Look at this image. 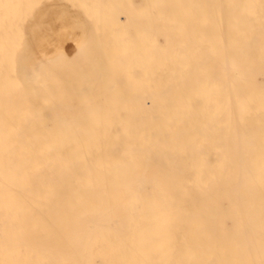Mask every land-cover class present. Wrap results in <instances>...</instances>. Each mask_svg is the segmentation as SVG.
Returning a JSON list of instances; mask_svg holds the SVG:
<instances>
[{
	"label": "bare ground",
	"instance_id": "6f19581e",
	"mask_svg": "<svg viewBox=\"0 0 264 264\" xmlns=\"http://www.w3.org/2000/svg\"><path fill=\"white\" fill-rule=\"evenodd\" d=\"M93 1L0 0V264H264V0Z\"/></svg>",
	"mask_w": 264,
	"mask_h": 264
},
{
	"label": "rangeland",
	"instance_id": "374dc122",
	"mask_svg": "<svg viewBox=\"0 0 264 264\" xmlns=\"http://www.w3.org/2000/svg\"><path fill=\"white\" fill-rule=\"evenodd\" d=\"M51 1H52V3H53V2H59V0H58V1L51 0ZM60 1L62 2V0H60ZM71 1H72V0L69 1V2H70L69 5L66 4V3H63V4H66V7L63 6V4L60 5V4H61L60 2H59L58 5L61 6V7H63L64 9L70 11V12H71V10L69 9V6H70L71 9H73V6H74V8H75L74 12H75V13H74V12H73V13L76 14L77 16H79V17L81 18V16L79 15L80 12L76 13V10H77V9H76V4H77V3L74 5ZM73 1H74V0H73ZM88 1H89V2H87L86 0H78V4L80 5V4L84 3V4L87 5V3H90V2L93 1V0H91V1L88 0ZM94 1L97 2V3H98V1H99V5H100V6L102 5V8H104L103 6H106V4H107L106 0H105V1H104V0H101V1H100V0H97V1L94 0ZM94 1H93V3H95ZM102 1H103L104 3H103ZM63 2H64V1H63ZM76 2H77V0H76ZM79 2H80V3H79ZM101 2H102L103 4H100ZM47 3H48V2H47ZM97 3H96V4H97ZM44 4H46V3L44 2ZM78 4H77V8H78ZM84 4H83V5H84ZM93 5H94V6H93ZM93 5H92V3H91L90 6H89V4H88V7L86 6V8L89 10V11L87 10L88 13H89V12H92L91 14H93V15H94V14L97 15L96 13H93V12H94V11L97 12V11L100 10L99 12H100L101 14H99V12H98V16H96V17H99V15H101L102 17H104V16L106 15V13H105V15L102 13V11H103L104 9H101L100 6H97L98 9H99V10H98V9L95 7L96 5H95V4H93ZM39 6H40V4L37 6V8H38ZM91 6H92V10L90 11L91 8L89 9V7H91ZM67 7H68V8H67ZM84 7H85V5H84ZM93 7H95L96 10H94ZM40 8H41V7H40ZM35 9H36V8H35ZM35 9H34L33 13H35L34 15H37V13H39L40 11L35 10ZM38 9H39V8H38ZM78 9H79V8H78ZM39 10H40V9H39ZM101 10H102V11H101ZM37 11H38V12H37ZM72 11H73V10H72ZM113 11L116 12L115 10H112V12H110V11H109V12L114 14ZM103 12H106V11L104 10ZM30 13L32 14V12H30ZM117 13H118V10H117L116 14H117ZM26 15H27V17H28L29 13H27ZM31 16H32V15H31ZM31 16H30V18H31ZM81 19H82V18H81ZM83 20H84V19H83ZM102 20H103V19H102ZM24 21H25V20H24ZM84 21H85V20H84ZM85 22H86V21H85ZM23 23H24V22H23ZM86 23H87V22H86ZM86 25H87V24H86ZM108 25H110V23H109ZM108 25H107V24L104 25V26H101V25H100V29H98V28H99V26H98L97 30L94 31V32H95L94 34H96V33L99 32L100 35L102 34V36H103V37H101V38H100V35H98V36H99L98 38L96 37V39H98L99 41L102 40L103 42H102V41H101V42H98V41H94V40H93V41H94V45H95V47H97V48H100V47H101L100 50L98 49V50L100 51L101 54H100V53L98 52V50L94 47L93 49H94L95 53L98 52V54L96 53V56H94V55H95V54H94V51L91 52L92 50L90 49L89 51L91 52V55H90V53H86L87 55H86V57L84 58V60H85V59H90V60H93V59L96 60V59H98V60L100 61V64H102V62L104 63V58H103V59H102V58L99 59L98 56H100V57H101V55H102V56H105V55H106V53H105L106 51H107V54L111 53V51H113V48H115V47H116V49H118V47H119L120 45L117 44L116 41H114V39L120 41V37H119V36H120V31L118 32V31L115 29L119 35H115V36H114V35H112V34H114V31H110V30H109V29H111V28H112V30H114V29H113V28L115 27L114 24H111V25H113V26H110L109 29H108V27H109ZM115 25H116V24H115ZM23 26H24V24H23ZM106 27H107V28H106ZM117 27H118V26H117ZM105 28L108 29L109 32H108V30L106 31ZM115 28H116V27H115ZM117 29L119 30V28H117ZM98 30H99V31H98ZM104 30H105V31H104ZM103 32H104V33H103ZM106 32H107V33H106ZM110 32H111L112 34L109 36ZM99 33H98V34H99ZM23 34H24V33H23ZM104 34H105V35L107 34V35L104 36ZM115 34H116V32H115ZM94 36H95V35H94ZM94 36H93V37H94ZM107 36H109L110 38H108ZM116 36H117V37H116ZM21 37H22V38H21V40H20V42H19L18 45H19L20 49L23 50L22 48L25 47L24 41L22 40V39H24V35H22ZM93 37H92V39H93ZM112 37H113V38H112ZM105 38H107V39H106V42H107V43H108L107 40H108V39L110 40L109 43H108L109 50H108V49L105 50V47L108 48V47L105 45L106 42H104ZM111 38H112V39H111ZM116 38H117V39H116ZM94 39H95V38H94ZM111 41H112L113 43H112ZM119 41H118V43H119ZM95 42H97L98 44H95ZM20 43H21V44H20ZM100 43H101V44H100ZM104 43H105V44H104ZM23 44H24V45H23ZM113 44H115V45H113ZM92 45H93V42H92ZM99 45H100V46H99ZM102 45H103V46H102ZM104 45H105V47H104ZM21 46H22V47H21ZM92 47H93V46H92ZM110 48L112 49L111 51H110ZM116 49H115V52H113V53H115V55H117V52H118V50H116ZM96 50H97V51H96ZM104 50H105V51H104ZM87 51H88V50H87ZM103 51H104V54H105V55L102 54ZM108 51H110V52L108 53ZM113 53H112V55H114ZM88 54H89V56H88ZM99 54H100V55H99ZM110 55H111V54H110ZM112 55H111V58L113 57ZM87 57H89V58H87ZM91 57H92V58H91ZM95 57H97V58H95ZM105 58H108V55H106ZM114 58H115V57H114ZM101 59H102V61H101ZM84 60H83V61H84ZM90 60H86V61H85L86 63H91V64H89V65H88V64H85V62L82 63L83 61H82L81 64H80V65H83L85 71H86V69H87V66H89V68H91L90 65L92 66L93 64H95V62L98 61V60H96V61H94V62H90ZM106 60L108 61V59H105V62L107 63ZM88 61H89V62H88ZM99 61H98V62H99ZM85 65H86V66H85ZM89 68H88V69H89ZM80 69H81V70H80ZM82 69H83L82 66H79L78 70H80V73H81V71L84 72V70H82ZM88 69H87L86 72L89 71ZM86 72H85V73H86ZM85 73H84V74H85Z\"/></svg>",
	"mask_w": 264,
	"mask_h": 264
}]
</instances>
